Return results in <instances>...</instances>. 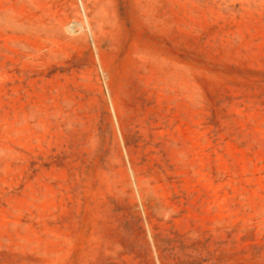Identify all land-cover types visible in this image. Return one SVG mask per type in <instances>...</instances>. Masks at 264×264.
<instances>
[{
  "label": "rangeland",
  "instance_id": "1",
  "mask_svg": "<svg viewBox=\"0 0 264 264\" xmlns=\"http://www.w3.org/2000/svg\"><path fill=\"white\" fill-rule=\"evenodd\" d=\"M0 264H264V0H0Z\"/></svg>",
  "mask_w": 264,
  "mask_h": 264
}]
</instances>
